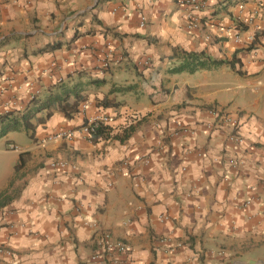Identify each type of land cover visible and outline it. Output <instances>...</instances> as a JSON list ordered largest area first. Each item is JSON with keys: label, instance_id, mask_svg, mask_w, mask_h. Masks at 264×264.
<instances>
[{"label": "crops", "instance_id": "obj_1", "mask_svg": "<svg viewBox=\"0 0 264 264\" xmlns=\"http://www.w3.org/2000/svg\"><path fill=\"white\" fill-rule=\"evenodd\" d=\"M201 1L188 30L179 0H0V112L59 82L83 97L70 117L36 114L28 160L0 189L19 186L0 206V264H114L91 257L100 230L130 246L115 264H264V0ZM75 30L67 47L31 53ZM175 48L236 50L239 63L170 74ZM154 72L170 87L155 97L132 107L110 92ZM98 112L109 136L46 138ZM231 121L240 144L226 140ZM160 236L180 245L168 252Z\"/></svg>", "mask_w": 264, "mask_h": 264}, {"label": "trees", "instance_id": "obj_2", "mask_svg": "<svg viewBox=\"0 0 264 264\" xmlns=\"http://www.w3.org/2000/svg\"><path fill=\"white\" fill-rule=\"evenodd\" d=\"M203 8V7H202ZM200 8V11L202 10ZM200 21V15H199ZM236 28L244 29V26H239V23L236 22ZM107 31L106 28H104ZM87 31L86 33H88ZM78 36V32L75 30L73 34L67 40L54 39L47 41L46 43L36 47L32 50V54H41L44 52H50L62 47H67L71 41H73ZM8 36H4L0 39V46L5 44L8 40ZM170 58L177 61L176 64L168 67L166 72L176 73V72H188L192 73L197 70L202 69H212L220 65H227L230 68H234L235 63H239V59L236 56V50L232 53L229 59L227 58H211L203 52L195 51H185L175 48L170 56ZM236 72H239L236 70ZM155 75L158 78L157 72H154L150 75V79ZM144 79V78H143ZM88 82H100V80L92 79ZM80 82H74L70 85L64 82H59L54 87V91H49L44 96H37L33 94L28 103L21 109H7L0 112V138L4 137L9 131L13 130H22L29 138L34 137V127L35 124L33 121H39L36 114L42 111H45V115L49 116L51 109H56L63 113L65 117H70L72 114L78 111V105L80 101L83 100L82 95L80 94V88L78 87ZM131 85L124 87H115L110 89V92L114 91H124L131 88ZM165 90L161 91L163 93ZM103 106L108 104V101L103 99L100 102ZM110 127L109 125L98 127L95 132L92 133V141L97 136L107 137L109 136ZM10 144V143H8ZM29 152L28 151H19L17 154L16 162L13 166V177L16 178L20 176L18 171L25 166V163L28 160ZM22 175V174H21ZM19 186H12L10 182L9 188L7 190L0 192V206L9 202L18 192Z\"/></svg>", "mask_w": 264, "mask_h": 264}, {"label": "built area", "instance_id": "obj_3", "mask_svg": "<svg viewBox=\"0 0 264 264\" xmlns=\"http://www.w3.org/2000/svg\"><path fill=\"white\" fill-rule=\"evenodd\" d=\"M181 4L184 5L186 11V22L185 27L188 30L195 29L199 26V11L200 8L204 6V2L201 0H179ZM144 18L140 17L139 25H143ZM236 40L237 36L235 37ZM104 62V60L102 61ZM146 64L148 61L144 59L142 61ZM211 113L214 116L223 118L225 115L219 110H212ZM229 120V119H227ZM109 115L105 113H95L87 115L83 118L82 122L75 128L70 129H58L51 132L46 138L49 140L55 139H71L75 133L82 135L88 142H91V135L100 126L109 125ZM232 128L231 131L226 135V140L232 144H240L242 142V136L234 129V121H231ZM54 166H62L63 162L52 161L50 164ZM156 242L159 244L166 245V250L168 252H173L180 245L179 242H171L168 236H160L156 238ZM94 251L92 253V258H98L100 256L108 255L113 260L114 264L119 261V255H127L130 250V246L127 242L115 238L108 230H100L93 237ZM5 251L10 254L7 249L0 247V252Z\"/></svg>", "mask_w": 264, "mask_h": 264}, {"label": "rangeland", "instance_id": "obj_4", "mask_svg": "<svg viewBox=\"0 0 264 264\" xmlns=\"http://www.w3.org/2000/svg\"><path fill=\"white\" fill-rule=\"evenodd\" d=\"M176 74L182 75L183 72H176ZM128 82V84H132L130 83V80H128ZM134 84H137L136 80L134 81ZM138 85V88L135 89L136 91L133 89L129 91L125 90L123 93H118L117 97L130 92V97L127 94V98H129L128 104L133 107L137 100H147L148 98L146 94H149L150 97H155L158 93L163 91V89L168 87L166 86V82H164L161 77L157 78L155 75H153L150 79L138 77ZM224 94L233 98L232 92ZM30 142L31 139L22 130L9 131L4 137L0 138V189L9 181L11 175L13 174V166L16 162L18 152L23 150L25 145Z\"/></svg>", "mask_w": 264, "mask_h": 264}]
</instances>
